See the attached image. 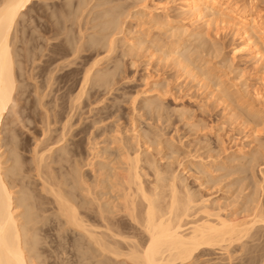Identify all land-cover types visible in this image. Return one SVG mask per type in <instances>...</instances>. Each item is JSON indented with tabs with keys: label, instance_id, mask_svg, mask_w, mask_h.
<instances>
[{
	"label": "rangeland",
	"instance_id": "obj_1",
	"mask_svg": "<svg viewBox=\"0 0 264 264\" xmlns=\"http://www.w3.org/2000/svg\"><path fill=\"white\" fill-rule=\"evenodd\" d=\"M235 1L253 4L264 20V0ZM184 3L33 0L19 17L2 160L13 166L14 146V190L26 193L42 264H123L100 251L81 260L87 249L75 247L80 233L60 222L51 188L73 196L99 231L108 233L99 212L113 213L136 238L139 228L118 212L127 155L139 154L149 187L176 177L179 189L220 203L222 214L264 213V59L245 50L235 26L196 20ZM253 231L246 247L263 264L264 221ZM236 246L231 264L242 263ZM221 252L208 250L195 264H229Z\"/></svg>",
	"mask_w": 264,
	"mask_h": 264
},
{
	"label": "bare ground",
	"instance_id": "obj_2",
	"mask_svg": "<svg viewBox=\"0 0 264 264\" xmlns=\"http://www.w3.org/2000/svg\"><path fill=\"white\" fill-rule=\"evenodd\" d=\"M32 1L0 0V264H42L39 251L30 237L29 224L34 219L25 205L26 193L17 196L14 190L13 183L19 175V156L13 146L14 164L5 168L1 136L3 120L14 101L16 90L12 34L23 10ZM184 1L196 20H205L210 24L209 21L217 17L216 22L235 26L241 33L245 50L254 57L264 59V20L253 11V4L235 0ZM91 75L92 67L84 74L81 94ZM11 144H14L13 141ZM60 149L66 151L65 146ZM140 161L139 154L133 158L127 155L125 171L119 176L124 193L118 212L125 214L131 227L139 228L136 238L122 232L124 223L128 222L116 218L113 213L109 218L104 212H99L108 233L99 231L100 226L90 223L82 215L73 196L68 197L59 186L57 189L52 186L60 222L80 233L81 236L73 240L75 247L80 251L87 249V252L81 253L82 261L96 259L100 251L123 264H195L205 252L219 248L231 264L235 254L232 248L241 245L243 248L239 246L242 248L239 250L244 251L240 256L241 264H259L256 249H250L248 244L246 247L248 241L245 239L252 238L257 223L264 221V213L253 212L248 215L250 218L222 214L220 203L212 205L208 199H199L188 190L179 189L176 177H173L169 187L158 184L149 187L145 184V169ZM21 207L26 208L24 213L19 212ZM114 227H119V230ZM89 250L93 252L87 255Z\"/></svg>",
	"mask_w": 264,
	"mask_h": 264
}]
</instances>
